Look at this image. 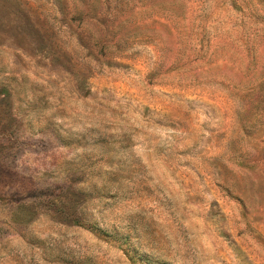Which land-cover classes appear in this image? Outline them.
<instances>
[{
  "label": "rangeland",
  "instance_id": "rangeland-1",
  "mask_svg": "<svg viewBox=\"0 0 264 264\" xmlns=\"http://www.w3.org/2000/svg\"><path fill=\"white\" fill-rule=\"evenodd\" d=\"M0 264H264V0H0Z\"/></svg>",
  "mask_w": 264,
  "mask_h": 264
}]
</instances>
